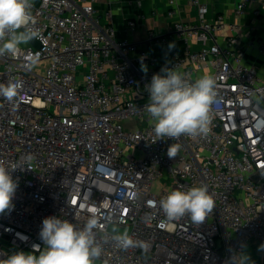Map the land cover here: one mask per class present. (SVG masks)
Returning <instances> with one entry per match:
<instances>
[{
    "label": "built area",
    "instance_id": "2783aa9c",
    "mask_svg": "<svg viewBox=\"0 0 264 264\" xmlns=\"http://www.w3.org/2000/svg\"><path fill=\"white\" fill-rule=\"evenodd\" d=\"M189 2L198 22H175L176 36L212 43L163 62L118 39L94 0H31L40 47L28 41L0 55V85H18L11 101L0 96V161L24 167L11 172L18 183L14 208L0 214V260L19 251L39 254L42 221L50 216L78 229L97 219L102 252L93 263L232 264L234 257L241 264L245 246L264 245V78L246 62L240 37L216 40L238 26L224 15L210 22L206 0ZM254 2L264 9V0H240L236 15ZM176 10L177 0H168L167 15ZM148 40L169 38L150 32ZM258 46L264 53L263 40ZM41 60L49 61L43 74L34 68ZM165 67L189 81L215 79L208 135L155 136L144 109L146 86ZM172 144L180 148L170 158ZM198 186L208 188L213 212L201 224L187 215L169 220L160 200ZM115 229L128 230L133 243L121 245L116 237L125 234Z\"/></svg>",
    "mask_w": 264,
    "mask_h": 264
},
{
    "label": "clouds",
    "instance_id": "9594fccd",
    "mask_svg": "<svg viewBox=\"0 0 264 264\" xmlns=\"http://www.w3.org/2000/svg\"><path fill=\"white\" fill-rule=\"evenodd\" d=\"M31 7V0H0V55L15 52L19 44L38 36L31 27L35 23ZM141 71L147 73V66L143 63ZM17 88L16 84L0 85V96L11 101L17 94ZM146 91L149 99L144 109L158 139L178 140L184 135H208L211 130V106L217 96L216 82L211 75L189 81L182 73L165 67L161 73L152 76ZM179 148V144H172L168 148V156L175 157ZM32 159L31 156L25 158L28 162ZM17 168L24 167H6L5 162L0 161V214L14 208L12 201L18 183L11 172ZM159 206L169 220H178L187 215L193 223L201 224L213 212L215 202L206 186H198L186 191H170L160 200ZM97 223L93 216L82 229H78L68 220L47 217L43 219L39 233L45 245L39 254L34 251L15 252L0 260V264H93L102 252L95 240ZM116 240L124 247L133 243L127 234L116 237ZM261 247L264 248V245ZM248 262L247 256L241 260V264ZM232 264H236L234 257Z\"/></svg>",
    "mask_w": 264,
    "mask_h": 264
},
{
    "label": "crops",
    "instance_id": "0c3cea01",
    "mask_svg": "<svg viewBox=\"0 0 264 264\" xmlns=\"http://www.w3.org/2000/svg\"><path fill=\"white\" fill-rule=\"evenodd\" d=\"M239 2L240 0H206V18L213 22L219 15H224L228 23L238 26L236 31L227 29L218 33L216 40L224 45L227 35L235 34L240 37L246 49V62L255 65L264 78V53L258 46L260 40L264 41V9L257 2L250 3L246 13L239 17L236 15ZM94 5L102 21L115 25L118 39L139 44L156 54L163 62L170 61L176 51L185 54L212 43L199 40L186 42L176 36L175 22L182 21L186 25L198 22V9L189 0H177V13L173 18L167 15L168 0H94ZM107 12H111L110 18L106 16ZM130 21H135L136 25L130 26ZM150 32L166 36L169 40L166 43H151L148 40ZM248 257L249 262L264 264V248L255 243L250 244Z\"/></svg>",
    "mask_w": 264,
    "mask_h": 264
},
{
    "label": "rangeland",
    "instance_id": "374dc122",
    "mask_svg": "<svg viewBox=\"0 0 264 264\" xmlns=\"http://www.w3.org/2000/svg\"><path fill=\"white\" fill-rule=\"evenodd\" d=\"M49 61L48 60H41V61H38L34 64V68L40 73V74H43L45 71V67L48 65ZM115 231L118 233H123V234H127L128 233V230H124V231H119L118 229H115ZM248 254H249V245L245 246L244 248V253L242 254L243 258L245 259L246 256L248 257ZM93 264H102L100 262H97V263H93Z\"/></svg>",
    "mask_w": 264,
    "mask_h": 264
},
{
    "label": "water",
    "instance_id": "95a60500",
    "mask_svg": "<svg viewBox=\"0 0 264 264\" xmlns=\"http://www.w3.org/2000/svg\"><path fill=\"white\" fill-rule=\"evenodd\" d=\"M33 44H34V46H36V47H40V43L35 39V38H33L32 40H30Z\"/></svg>",
    "mask_w": 264,
    "mask_h": 264
}]
</instances>
